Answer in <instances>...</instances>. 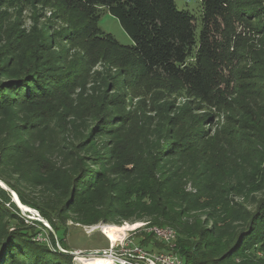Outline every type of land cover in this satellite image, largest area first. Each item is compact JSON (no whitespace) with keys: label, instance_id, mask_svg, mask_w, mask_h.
I'll list each match as a JSON object with an SVG mask.
<instances>
[{"label":"trees","instance_id":"trees-1","mask_svg":"<svg viewBox=\"0 0 264 264\" xmlns=\"http://www.w3.org/2000/svg\"><path fill=\"white\" fill-rule=\"evenodd\" d=\"M47 1L53 2L58 19L67 18V28L48 35L36 32L34 50L26 63L13 71V77L0 81V109L42 101L58 95L60 89L77 84L73 77L56 72L49 65L53 58L49 53L59 40L68 44L81 42L87 54H97L132 80L162 76L173 88H186L203 102L221 106L226 103L228 93L222 86L223 73L230 69L233 59V52L217 38L222 23L224 20L227 23L235 10L264 20V0L245 3L200 0L201 23L191 11L179 9L175 0ZM256 3L261 6L252 5ZM104 11L119 20L133 44H122L99 27ZM116 102V105L121 103ZM104 120L108 122L110 118L104 117L103 123ZM118 126L91 125L88 128L84 125L80 136L68 133L69 142L79 136L78 143H69L75 144L77 150L76 155L70 153V157L77 163L85 161L86 157L78 151L86 149L91 153L89 160L96 165L104 159L119 161L120 150L116 146L100 149L93 144V136H113ZM173 126L166 133L170 137L166 142L150 150L137 149L138 155L128 159L130 167L125 172L133 181V187L128 190L124 186L112 188L108 182H96V178L101 180L103 175L98 176L96 171L83 166L78 176L72 167L65 171L57 189L60 193H54L52 200L30 199L12 180L4 177L1 162L0 178L16 191L23 209H38L58 236L66 232L63 217L67 212L74 213L72 220L82 224L102 220L109 223L116 216L126 220L147 218L148 227H166L176 233L173 252L183 257L186 264H264V260L249 259L245 255L251 248L264 250V151L251 167L248 166L249 173L237 168L240 175H236L227 147L232 141L245 143L246 137L230 130L223 131L224 139H220L206 132L202 125ZM69 130L68 127L66 132ZM256 140L264 144L263 135ZM149 157L154 167L143 171ZM136 165L139 168L133 167ZM57 170L52 167L49 172ZM189 184L193 189H188ZM235 187L238 188L235 195L242 197L241 202L229 194ZM85 207L90 215L84 213ZM39 228L54 239V231L42 221L23 217L10 192L0 186V264H73L71 253L53 251L47 243L37 239Z\"/></svg>","mask_w":264,"mask_h":264},{"label":"rangeland","instance_id":"rangeland-1","mask_svg":"<svg viewBox=\"0 0 264 264\" xmlns=\"http://www.w3.org/2000/svg\"><path fill=\"white\" fill-rule=\"evenodd\" d=\"M175 1L179 9L191 11L201 23L200 0ZM238 5L237 8L240 7ZM252 5L261 6L259 3ZM54 13L53 2L47 0H0V81L13 77L14 72L26 63L33 53L37 31L48 35L67 28V18L58 19ZM229 21L226 23L224 20L217 35L219 42L228 47L230 53L233 52L230 69L223 73L222 86L228 93L226 103L221 106L203 102L186 88H173L162 76L132 80L119 67L102 60L97 54H87L81 42L68 44L59 40L49 53L53 56L49 65L56 72L73 77L77 84L60 89L58 95L42 101L0 109V162L4 177L34 200L41 197L52 200L54 193H60L57 189L62 184L61 178L71 167L76 176L83 166L96 171L98 176L103 175L101 180L97 177L96 182H108L112 188L120 185L128 190L133 187V181L125 172L130 167L128 159L137 153V149L150 150L170 139L166 133L174 128L173 125H202L206 132L220 139H224L223 131H238L248 143L232 141L227 147V156L229 161L233 160L236 175H240L237 168H244L249 173L248 166L264 151V144L256 140L260 135L264 137V20L259 21L235 10L229 15ZM99 27L113 34L122 44H133L119 20L106 11L102 13ZM116 101L121 103L116 105ZM104 117L110 120L103 123ZM84 125L88 128L91 125H120L113 136H93V144L97 148L116 146L120 150V160L110 162L104 159L96 165L89 160L91 153L82 149L78 152L86 157L85 161L75 162L70 153H76L74 145L78 143L76 141ZM256 125L258 127L254 130ZM68 127L70 130L66 132ZM68 133L79 136L69 142ZM72 141L75 143L73 146L69 144ZM153 164L149 157L143 171H150ZM52 167H57V172L52 173ZM133 167L139 168L138 165ZM0 182L7 184L3 178ZM188 189H193L191 184ZM234 190L229 194L241 202L242 197L235 195L238 188ZM32 209L35 211L25 207L21 210L22 216L41 219L55 234L53 242L51 236L39 228L37 239L47 243L53 251L73 252V264H89L81 259L100 255L111 256L115 264H149V254L161 252L164 248L174 251L176 244V239L170 242L159 238L153 227L147 226V218L126 220L116 216L109 223L102 220L82 224L72 220L74 213L71 212L63 217L65 234L58 236L40 211ZM87 210L85 207L84 213L90 215ZM105 225H130L133 228L113 245L101 229ZM245 255L249 259L264 260V250L260 248H251Z\"/></svg>","mask_w":264,"mask_h":264},{"label":"built area","instance_id":"built-area-1","mask_svg":"<svg viewBox=\"0 0 264 264\" xmlns=\"http://www.w3.org/2000/svg\"><path fill=\"white\" fill-rule=\"evenodd\" d=\"M153 230L159 238H162L165 241L171 242L176 239V233L170 228L153 227ZM102 254H104V252ZM147 260L149 261V264H186L184 258L173 251L154 252L149 254Z\"/></svg>","mask_w":264,"mask_h":264},{"label":"bare ground","instance_id":"bare-ground-1","mask_svg":"<svg viewBox=\"0 0 264 264\" xmlns=\"http://www.w3.org/2000/svg\"><path fill=\"white\" fill-rule=\"evenodd\" d=\"M131 228L133 227H131L130 225H123V226L105 225L102 226L101 229L114 245L116 244V242L122 240ZM81 261H84L85 263H89V264H115V261L111 256H88V257H83Z\"/></svg>","mask_w":264,"mask_h":264},{"label":"water","instance_id":"water-1","mask_svg":"<svg viewBox=\"0 0 264 264\" xmlns=\"http://www.w3.org/2000/svg\"><path fill=\"white\" fill-rule=\"evenodd\" d=\"M0 185L3 186V188H5L6 190H8L10 192V194L12 195L13 201L23 211L24 209H23L22 206H24V204H22V202L20 201L18 195L7 184H5V183L2 184V182H0ZM28 212H30V211H28ZM30 218L33 219L32 217H30ZM38 220L42 221L41 219H38ZM97 229H100V227H97ZM70 253H73V252L70 251Z\"/></svg>","mask_w":264,"mask_h":264}]
</instances>
